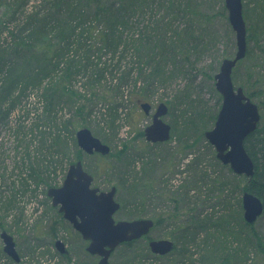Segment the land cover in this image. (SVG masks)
<instances>
[{
	"label": "rangeland",
	"instance_id": "1",
	"mask_svg": "<svg viewBox=\"0 0 264 264\" xmlns=\"http://www.w3.org/2000/svg\"><path fill=\"white\" fill-rule=\"evenodd\" d=\"M196 2L198 10L188 20L192 18L199 29L203 28L207 36L210 34L205 39L208 48L197 49L192 71L186 68L187 72H175L165 81L156 79L153 86L157 89L149 95L142 92L148 76L140 77L138 69L149 72L152 65L147 66L145 59L131 60L128 56L126 79L121 77L122 64L121 69H113L112 74L92 79L79 75L67 80L65 73H58L60 79L56 78L51 84L48 76L41 86L32 83L24 89L20 84L13 97L0 102V234L6 231L12 236L20 258L16 263L7 257L0 238V264H92L90 254L82 249L87 243L62 218L47 196L50 188L62 185L69 165L77 161L79 148L75 134L81 128L89 129L110 147L112 158L87 156L79 151L85 171L93 177V186L101 191L116 188L115 200L121 209L114 215L115 221L128 220L126 213L130 209H136L133 213L139 219L160 221L131 248H116L108 264H129L130 257H135L136 264L139 261L171 264L170 260L176 264H200V259L204 260L205 244L212 242L203 232L205 225L206 228L209 225L204 222L207 219L216 222L226 216L233 223L231 238L235 242L249 241L253 234L264 244V212L252 224V229L244 226L243 176L235 175L223 165L204 137L214 125L210 119L218 114L221 106L214 75L222 60L234 57L236 42L227 11L222 9L225 8L224 0ZM45 5L44 0H0V43H10L12 26H21L27 16L32 13H38V17L45 15ZM242 5L245 24L255 38L247 43L250 57L239 62L233 71L236 87L247 81L253 72V76H264V33L260 32L264 29V0H242ZM128 12L130 25H139V28H144L152 15L168 21L174 18L167 8L152 14L149 9ZM206 14L210 15V25H205ZM171 22L174 28L185 23L178 19ZM101 28L102 25H93L92 29H78L73 33L69 39L72 49L66 51L67 61H76L78 56L86 58V51H91L93 64H114L108 52L98 51L96 33ZM44 42L43 38L27 41L31 47ZM23 51L10 64L14 72L12 77L30 78L37 74L43 78L49 71L44 53ZM2 78L0 76V80ZM258 90L254 86L252 91ZM184 92L192 96V103L199 108L187 116L194 118L189 124L186 119L184 121L185 100L180 97ZM253 102L256 104L255 100ZM142 103L150 105L149 115L141 109ZM160 103L168 108L163 121L171 126V135L167 142L151 144L145 141L144 130L151 124V116ZM81 106H86L83 112ZM259 111V128L264 129V106ZM60 143L64 147L62 151H59ZM186 192L192 198L189 199L191 204L186 201ZM198 224L203 225H200L203 229L198 228ZM188 229L199 233L195 241L198 246L193 244L184 253L182 244L187 239ZM160 239L171 240L177 247L176 251L155 260L143 249L148 247L149 240ZM57 240L70 251L69 263L61 259L55 249ZM212 255L213 264H235L231 257L221 252ZM260 256L258 253L250 257L259 262Z\"/></svg>",
	"mask_w": 264,
	"mask_h": 264
},
{
	"label": "trees",
	"instance_id": "2",
	"mask_svg": "<svg viewBox=\"0 0 264 264\" xmlns=\"http://www.w3.org/2000/svg\"><path fill=\"white\" fill-rule=\"evenodd\" d=\"M44 3L46 4L45 6H47V9L44 7V11H46L45 15L38 17V13H32L27 16L21 26H12L9 32L12 38L11 42L0 43V76H3L0 80V102L13 97L18 91L20 84L24 89L27 88L28 85H32V83L41 86L47 76L50 77L49 84H51L56 78L60 79V77H57L61 76L60 74L58 75V73H65L64 76H67V80L79 75L92 79L97 76L105 77L107 74H112V72L120 68L122 64L121 68L124 69L121 71V77L122 79H126V74H129L126 70V59L128 56H130L131 60L137 58L145 59L144 63L147 66L152 65L149 72L144 71L143 68L138 69V75L140 77L145 75L148 76L145 83L146 86L142 92L145 95H149L157 89L153 86L156 79L162 82L175 72L179 74L185 73L187 72L186 68L192 71L195 65L192 62L195 59H192L196 56L197 49L208 48V42H206L205 39L209 37L210 34L207 36L203 28L199 29L192 18L188 20V17L192 15V13L194 14L195 10H198L196 0H44ZM160 8H167L168 13L173 14L174 18L168 21L165 17H156L152 15L150 21L144 28H139V25H130L131 16H129V10L133 13L132 11L149 9V12L152 14ZM222 9L223 12H225V8L223 7ZM204 18L206 21L205 25H210L208 22L211 19L210 15L206 14ZM175 19L182 20L185 23H183L181 27L178 26L174 28L173 22L171 21ZM93 25L97 27L102 25V28L96 33L98 42L96 44L99 46L98 51L104 50L108 52V56H110V59L115 63L112 65L106 62L102 64H100V62L97 65L93 64L94 61L91 59L93 52L91 51H86V58L78 56L76 61H67V52L72 49L73 45V43H69V39L73 37L72 34H76L75 32L78 29H92ZM263 30L264 29L260 30L261 34L264 33ZM246 31V40L248 43L255 38V35L248 27ZM47 37L49 39H47ZM38 38H43L45 42L37 43L38 45H34V47L28 45L27 41H35L38 40ZM56 39L58 43H52V41L54 42ZM23 50L30 51V53H38V51L44 53L47 58L45 62L49 64V71L43 78H40V75L37 74L30 78H24L23 76L19 77L18 75L12 77L14 72L10 70V64L19 58L21 53L24 52ZM249 54L250 51H246L244 59H248L250 57ZM61 64L63 65L61 66ZM63 66L64 70H62ZM32 71L33 73L35 72L34 69ZM151 71H153L154 74L153 72L151 73ZM233 73L234 72H232V75ZM253 74L248 77L247 81L239 86L251 101L255 100L256 105L259 108H263L264 76L259 75L256 77L253 76ZM211 79H213V77H211ZM232 81H234L233 76ZM254 86H257V89H259L257 92L252 91ZM65 91L68 92V89ZM214 92L216 93L215 90ZM180 97L185 100L184 105L186 110H184V121L186 119L187 124L194 122L193 117L187 118V116H191L192 112L195 113L199 108L192 103V96L188 95L186 92ZM86 106H81L80 111L83 112ZM9 108L10 107H8V109ZM216 116L217 114L213 115L210 119L212 120L211 122H215ZM259 123L256 131L245 140V149L254 162L255 173L250 179L242 177V182L245 184L243 192L247 191L256 195L264 203V129L259 128ZM212 124L213 123H211V126ZM73 146H75V144H73ZM63 148L64 147L60 143L59 151H62ZM76 151V160H81L83 155L78 149ZM111 154L112 153H109L104 157L112 158ZM185 198H187L186 201L191 204L189 199L192 198L188 196V192H186ZM120 209L121 208H119V210ZM133 210L134 209H130L126 213L128 220L138 218V216H135V213H133L136 209L135 211ZM151 220L154 222L153 228L160 223L156 218H152ZM206 223H209L207 228L206 225L204 229V226L201 224L197 226L198 228H202L205 234L207 233V238H210L212 242L209 243V245L205 244L204 253H202L204 254V256L202 255L204 260L200 259V264H213L214 259L212 253L214 252L217 254L221 252V255L231 257L235 264L264 263V244L262 239H258L252 234L253 239L248 238L249 241L241 240L240 242H235L231 238V235L234 233V228L232 227L233 223L230 217L228 220L227 216L220 217L216 222L207 219V222H204V224ZM243 224L250 229L253 227V225H248L245 222H243ZM198 237L199 233L188 229L186 232L187 239L182 244V252L186 253L189 250L188 247L193 244L198 246L195 242ZM135 242L136 241H131L121 246L125 247V249H129ZM176 245L177 244H174L173 251H176ZM85 248V245H82L83 251L86 252ZM143 250L148 256H151L155 260L160 258L159 256L150 254V250L147 246H145ZM69 253L70 251L68 250L67 254L61 255V259L68 261V263ZM258 253L261 255V261L259 262L250 257ZM89 257L92 259V264H96L97 257L91 255ZM130 258L132 259L129 260V264H136L135 257ZM170 263L176 264L177 262L170 260ZM138 264L144 263L139 261Z\"/></svg>",
	"mask_w": 264,
	"mask_h": 264
},
{
	"label": "water",
	"instance_id": "3",
	"mask_svg": "<svg viewBox=\"0 0 264 264\" xmlns=\"http://www.w3.org/2000/svg\"><path fill=\"white\" fill-rule=\"evenodd\" d=\"M229 25L234 32L236 52L233 58L222 60L219 71L214 75L215 89L221 96V106L211 130L204 137L214 147L216 158L237 176L250 179L254 176L255 165L245 149L246 138L254 133L260 121L258 106L247 97L241 87L232 81V72L237 63L243 60L247 51V31L243 17L242 0H224ZM145 115L151 107L140 105ZM168 108L160 103L151 116V124L144 130L145 141L151 144L164 143L170 139L171 126L163 121ZM76 145L88 156H107L110 147L95 137L87 128L75 134ZM116 188L101 191L93 186V177L85 171L82 162L69 165L63 183L58 188H50L47 196L51 205L87 243L86 252L98 257L97 264H108L110 255L124 243L146 237L154 226L151 219L115 221L114 215L120 208L115 200ZM243 220L254 224L264 211L263 201L250 192L242 194ZM0 238L3 252L14 262L20 258L15 243L6 231ZM55 249L60 255L68 253L65 244L57 240ZM148 248L153 255L166 256L174 249L168 239L149 240Z\"/></svg>",
	"mask_w": 264,
	"mask_h": 264
},
{
	"label": "flooded vegetation",
	"instance_id": "4",
	"mask_svg": "<svg viewBox=\"0 0 264 264\" xmlns=\"http://www.w3.org/2000/svg\"><path fill=\"white\" fill-rule=\"evenodd\" d=\"M250 136V135H249Z\"/></svg>",
	"mask_w": 264,
	"mask_h": 264
}]
</instances>
